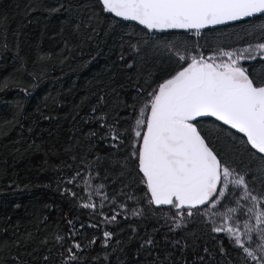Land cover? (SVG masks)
Listing matches in <instances>:
<instances>
[{"label": "trees", "instance_id": "16d2710c", "mask_svg": "<svg viewBox=\"0 0 264 264\" xmlns=\"http://www.w3.org/2000/svg\"><path fill=\"white\" fill-rule=\"evenodd\" d=\"M257 42L264 14L196 36L149 32L98 0H0V264H256L212 231L222 221L211 210L181 219L151 205L133 144L148 99L139 90L179 70L176 47L210 56ZM241 63L264 84V59ZM218 123L199 127L222 161L264 187V159Z\"/></svg>", "mask_w": 264, "mask_h": 264}, {"label": "snow or ice", "instance_id": "6c2138e0", "mask_svg": "<svg viewBox=\"0 0 264 264\" xmlns=\"http://www.w3.org/2000/svg\"><path fill=\"white\" fill-rule=\"evenodd\" d=\"M98 4L104 13L135 22L149 32L184 30L196 36L206 28L264 14V0H98ZM213 53L195 55L186 47L183 51L176 47L173 54L179 70L162 82H146V88L139 90L148 99L135 120L133 157L151 205L168 206L181 219L211 210L222 221L213 222L212 231L225 233L234 247L256 264H264V187L255 189L247 173L222 161L210 136L199 127L201 118H214L219 132L227 126L242 134L248 150L264 159V84L255 83L241 63L264 59V42L242 49L217 48ZM81 206L95 208L92 203ZM179 227L177 220L175 228ZM104 236L111 238L108 232ZM69 259L77 257L69 251Z\"/></svg>", "mask_w": 264, "mask_h": 264}, {"label": "water", "instance_id": "95a60500", "mask_svg": "<svg viewBox=\"0 0 264 264\" xmlns=\"http://www.w3.org/2000/svg\"><path fill=\"white\" fill-rule=\"evenodd\" d=\"M245 19H248V18H245ZM234 22H236V21H234ZM135 23V22H134ZM230 23H232V22H230ZM139 26H141V25H139ZM217 26H220V25H217ZM142 28H143V26H141ZM213 27H215V26H213Z\"/></svg>", "mask_w": 264, "mask_h": 264}, {"label": "rangeland", "instance_id": "374dc122", "mask_svg": "<svg viewBox=\"0 0 264 264\" xmlns=\"http://www.w3.org/2000/svg\"><path fill=\"white\" fill-rule=\"evenodd\" d=\"M213 54H214V53H213ZM213 54H212V55H213ZM245 60H246V59L242 60L241 62H243V61H245Z\"/></svg>", "mask_w": 264, "mask_h": 264}]
</instances>
